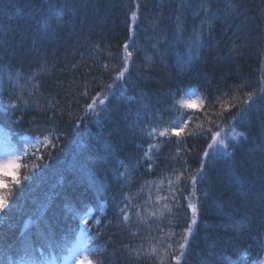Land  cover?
Instances as JSON below:
<instances>
[{"label": "trees", "instance_id": "16d2710c", "mask_svg": "<svg viewBox=\"0 0 264 264\" xmlns=\"http://www.w3.org/2000/svg\"><path fill=\"white\" fill-rule=\"evenodd\" d=\"M139 2L147 19L141 24L140 50L129 49L135 84L122 87L124 81L113 84L111 69L122 66L125 22L135 10L134 0H0V134L17 152L15 177L21 181L17 185L0 176L6 184L0 187L6 201L0 209V264L61 262L81 234L85 248L100 249L86 252L84 264H175L171 256L179 253L173 250L183 242L191 220L184 199L191 190L190 177L212 142L210 136L187 134L209 128L219 133L235 128L244 137L227 143L238 145L227 149L237 161L230 176L225 172L231 158L223 151L214 156L215 166L206 169L214 186L211 196L200 191L209 180L196 185L192 202L200 212L186 248L187 264H220L221 254L236 264H264V98L258 87L264 77V0L220 3L221 9L228 2L240 5V12L227 22H214L211 46L190 63L184 43L172 46L161 63L146 39L154 35L152 13L162 12L167 40L159 50L170 47L175 0ZM198 2L194 0L183 18L185 39L204 18L203 13L193 15ZM5 66L13 74L17 69L23 73L18 83L7 78ZM107 85L114 95L105 100L101 89ZM190 90L200 93L198 107L187 108L182 102ZM248 92L256 94L255 103L245 106L243 119L231 120ZM97 93L98 101L105 100L96 109L100 116L85 112ZM130 96L138 99L128 100ZM215 97L221 99L213 107ZM13 103L19 107L13 109ZM178 120L188 121L183 145L174 143L175 136L168 142L158 135ZM152 129L156 132L149 135ZM36 139L47 144L38 147ZM177 147L190 151L178 155ZM145 153V163L133 168ZM121 161L128 169L118 179L125 172ZM148 163L153 164L151 170ZM123 194L137 205L132 209L133 228L117 224L115 205ZM97 232L99 236L89 240Z\"/></svg>", "mask_w": 264, "mask_h": 264}, {"label": "snow or ice", "instance_id": "6c2138e0", "mask_svg": "<svg viewBox=\"0 0 264 264\" xmlns=\"http://www.w3.org/2000/svg\"><path fill=\"white\" fill-rule=\"evenodd\" d=\"M177 3L176 8V17L174 21V29H173V38L172 42L170 43V47L166 48L165 51L161 52L160 46L162 43H164L165 40H167V28L162 27L160 22L164 19L163 13H152L154 19L149 21L150 27L153 29L154 35L146 37L147 40L151 42L150 46L152 49H154L157 53V55L161 58V63L164 62V57L168 54L170 48L174 46L176 43H184L186 48L188 49V63H190L192 60H195L199 57L200 52L203 48L210 47V37L212 35V31L214 29V22L216 21H223L227 22L229 17L232 15L239 14L240 12V5L233 4L231 2H228L225 4V7L221 9L218 5L220 3H224V0H199L197 9L193 13L194 16H198L199 13L204 14V18L201 19L199 27L193 26L192 33L185 39V33L186 28L184 26V16L186 15L187 9L191 6V4L194 2V0H175ZM217 5L215 7V10H213V5ZM50 7H54L55 5L50 4ZM146 6V5H145ZM35 7V5H34ZM133 7L135 10H132L130 12V15L126 19V27L128 31V39L125 41L123 45V54L120 57L122 66L113 67L111 69L112 72H115V76L113 78V84H116L117 82L124 81V84L121 85L122 87H126L128 83L135 84V81H132L131 73H130V66L134 65L133 60V51H129L130 48H132L135 51L140 50V33L144 31V29L141 28V24L147 19V14L141 13L139 9L141 8V4L139 0H134ZM171 20V17H169ZM130 22V23H129ZM182 61L177 62V67L182 68ZM166 66V65H165ZM105 71H109V66L107 64L104 65ZM5 75L9 80H16L17 83L19 82L20 77L23 75V73L20 72L19 69L16 70V72L13 74L11 72L7 71V67L5 66L3 69ZM127 74V75H126ZM35 73H33V76ZM29 79H32L30 76ZM4 82V76H0V85H2ZM247 86V85H243ZM259 87V97L264 98V77L261 78L260 82L258 83ZM101 92L104 93L105 100L109 99L110 95H114V89L112 85H107L102 87ZM10 96L15 95L14 91H10ZM101 93H97L96 96L92 97V102L85 105V112L91 111L94 115L100 116L101 113L97 112L96 109L98 107H102L105 103V100H99L98 97ZM195 95V93H192ZM84 96L88 95L87 92V86H85V91L83 93ZM222 95H227V93H222ZM247 99L242 102L240 106V110L237 111L236 115L231 116V120H236L238 117L243 119V116L247 113L246 105H249V102L255 103L254 97L256 94L254 92H248ZM137 96H130L128 97V100H137ZM221 97H215L213 100V107H215V104L220 101ZM26 103V102H25ZM188 106L191 107L192 102H187ZM13 109H17L19 107L18 104L13 103L11 105ZM228 107H236V105H229ZM106 111L107 109H103ZM227 111V109H225ZM222 115V113H221ZM55 118V113L53 114L52 119ZM87 116H85V119ZM191 119V118H190ZM80 121L77 120V127L79 126ZM188 121L183 122H173V126L171 129H165L164 131L160 132L158 135L160 137H168V142L171 141V136L177 137V141H174V143H177L178 145H183L185 143L183 139V134H185V129L187 128ZM218 127V126H217ZM75 131V128L73 129ZM156 130L152 129V132L149 133V135L155 134ZM188 136H196L197 138L204 137V136H210L211 143L208 144V149H206L203 153V155L200 158V167L196 170V174L191 175V190L188 192L187 196L184 197L185 200H187V208L191 210V220L188 223V227L183 230L182 233V241L179 243L178 248L174 249L173 252H178L179 254H173L171 256V259L175 261V264H181V261H184V264H187V261L185 259L187 252L186 248L189 246V237L193 234V226L197 224V217L200 212V207H198V203L192 202L193 199L196 198L197 195V188L196 185L200 183L203 180H209L208 187H205L203 189H200L204 193L206 197L211 196V189L214 188V186L211 184V181L208 177L206 169H208L209 165L211 164L213 167L214 165V156L220 153L221 149L217 147V144L223 146V155L230 157L231 159L228 161L229 167L225 172V175L230 176L232 172V168L237 165V161L235 160L234 153L227 151L229 147H237L238 145H229L226 144L223 140L217 141V137L220 135V133L213 132L211 128L209 129H202L199 132H193L188 133ZM238 137L243 138L244 133H238ZM55 139H60V137H55ZM235 139V137H233ZM55 147V145H53ZM149 147H153V145H149ZM190 151V149H187L186 147H177L176 152L177 154L186 153ZM110 154L115 157V152H110ZM147 157V153H145V157L139 158L136 160L135 164L132 165L133 168L141 166L143 163H145V158ZM207 161V162H206ZM122 166L125 167L124 173L118 174V179H123L124 176L127 174V165H123V162H120ZM147 168L151 170L153 168L152 163L147 164ZM184 170L187 172V163L184 162ZM13 176V180L15 184L19 185L21 181L15 177V174H11ZM199 177V179H198ZM232 181H229V184H231ZM6 186L5 182L3 180H0V187ZM172 197H157V199H169ZM6 206V201L3 197H0V209H4ZM202 206V205H201ZM116 212L118 216L117 224H123L126 228H133L135 225L132 223V216L133 212L132 209L136 208L137 205H134L131 203V197H129L127 194H123L121 201L119 204L115 205ZM164 209L170 211L168 208V205H164ZM155 214V213H153ZM162 214V213H161ZM136 216H139V212H135ZM85 224H87V221H85ZM96 224H101V221L97 220ZM106 225H111V221H106ZM81 231H84V229H81ZM137 233H133V235H136ZM99 236V232H97L96 236H89V240H94ZM169 249L172 248V245H167ZM85 252H99L100 249L97 247L96 249L92 248H85ZM155 251V250H153ZM87 259V258H85ZM217 260L220 262V264H236L235 261L231 260V257L227 254H221L217 256ZM78 264H84V261L81 260L78 262ZM87 264H94L93 261L88 260Z\"/></svg>", "mask_w": 264, "mask_h": 264}, {"label": "rangeland", "instance_id": "374dc122", "mask_svg": "<svg viewBox=\"0 0 264 264\" xmlns=\"http://www.w3.org/2000/svg\"><path fill=\"white\" fill-rule=\"evenodd\" d=\"M193 92L195 93V95L192 94ZM182 102L184 106L187 108L198 107L201 104L200 93L197 90H191L186 93ZM187 102H192L191 107L188 106ZM176 122H183V121L178 120ZM238 133L239 132L235 128L226 130L220 133V135L217 137V141L223 140L227 144L229 141L236 140L238 138L237 136ZM233 137H235V139H233ZM6 142L7 141L4 139L3 135L0 134V176L6 175L8 178L13 179V176L11 174L14 173L16 175L18 168L17 152L12 148L7 147ZM34 143L38 147L43 146L45 143L47 144V142L40 139L39 140L36 139ZM217 147L220 148L221 151H223L222 145L217 144ZM1 243L2 242L0 239V246ZM81 260H83L85 263L86 261L85 252L82 248V243L78 242L75 249L66 258V264H78V262Z\"/></svg>", "mask_w": 264, "mask_h": 264}, {"label": "bare ground", "instance_id": "6f19581e", "mask_svg": "<svg viewBox=\"0 0 264 264\" xmlns=\"http://www.w3.org/2000/svg\"><path fill=\"white\" fill-rule=\"evenodd\" d=\"M191 91V90H190Z\"/></svg>", "mask_w": 264, "mask_h": 264}]
</instances>
